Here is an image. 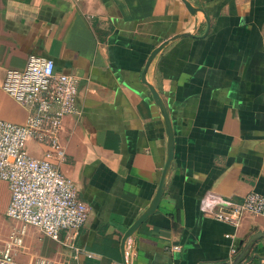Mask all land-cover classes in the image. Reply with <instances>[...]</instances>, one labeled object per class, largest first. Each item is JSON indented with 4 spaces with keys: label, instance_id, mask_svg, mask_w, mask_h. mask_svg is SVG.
<instances>
[{
    "label": "crops",
    "instance_id": "obj_1",
    "mask_svg": "<svg viewBox=\"0 0 264 264\" xmlns=\"http://www.w3.org/2000/svg\"><path fill=\"white\" fill-rule=\"evenodd\" d=\"M188 1L204 12L192 16L181 0H0V119H27L2 85L31 55L75 75L78 112L65 118L59 168L90 207L76 249L29 227L19 264H123L122 239L151 205L168 155L142 72L155 48L184 33L195 37L169 44L146 75L170 115L174 160L157 211L128 241L129 264L224 263L264 233L262 216L234 227L201 210L207 193L264 196V0ZM27 151L43 158L47 147ZM10 201L0 181L1 244L22 227L6 215ZM256 244L264 249V237Z\"/></svg>",
    "mask_w": 264,
    "mask_h": 264
},
{
    "label": "built area",
    "instance_id": "obj_2",
    "mask_svg": "<svg viewBox=\"0 0 264 264\" xmlns=\"http://www.w3.org/2000/svg\"><path fill=\"white\" fill-rule=\"evenodd\" d=\"M2 88L27 108L28 116L24 124L0 119V181L8 184L11 194L6 215L22 226L20 233L0 242V264H19L15 251L23 246L29 227L76 249L75 240L89 219L90 207L80 199L73 180L62 173L59 163L65 118L78 112V78L58 73L52 59L31 55L24 69L7 71ZM29 143L47 147L44 157L30 155ZM201 210L207 217L239 227L248 213L264 217V196L251 193L236 201L207 193ZM173 250L180 251V247ZM232 252L238 253L236 248ZM36 264L51 263L39 260Z\"/></svg>",
    "mask_w": 264,
    "mask_h": 264
},
{
    "label": "water",
    "instance_id": "obj_3",
    "mask_svg": "<svg viewBox=\"0 0 264 264\" xmlns=\"http://www.w3.org/2000/svg\"><path fill=\"white\" fill-rule=\"evenodd\" d=\"M181 1L183 2L186 9L188 10V12L192 16H196L198 12H204V10H202L201 8L194 7L188 0H181ZM197 24H198V21H197ZM196 27H197V25H196ZM187 37L193 38V37H195V35L191 34V33L178 34V35L172 37L171 39L166 40L165 42L160 44L150 54V56H149V58L145 64L144 70L142 72L141 81L143 82V84H145L149 88V90L153 96V99H154L156 105L161 110L162 115H163L164 120H165L167 134H168V155H167V160H166V163H165V166H164V169L162 172V176H161V179L159 182L157 193H156L151 205L148 207V209L143 214H141L138 217V219L134 222V224L132 226H130V228L128 229V231L126 232V234L124 235V237L122 239L123 264H129V259H128L127 254H126V247H127L128 241L134 236V234L142 226V224L151 215H153L157 211V209L159 207V204H160V202L163 198L164 192H165L167 180H168L170 171L172 169V164H173V160H174V130L172 127L170 115H169L168 109H167L163 99L160 96V93L158 92V90L153 85H151L146 80V75H147L149 68H150L151 64L153 63V61L169 44H171L172 42H175L179 39L187 38ZM263 237H264V233H257L255 235H253L248 240V242L245 244V246L243 247L241 252L233 260H230V261H227L224 263H216V264H242L244 262L246 256H247V253L251 250L254 243Z\"/></svg>",
    "mask_w": 264,
    "mask_h": 264
},
{
    "label": "trees",
    "instance_id": "obj_4",
    "mask_svg": "<svg viewBox=\"0 0 264 264\" xmlns=\"http://www.w3.org/2000/svg\"><path fill=\"white\" fill-rule=\"evenodd\" d=\"M236 249L240 250V247ZM263 259H264V249H260L256 244L247 253V256L243 263L260 264V260H263Z\"/></svg>",
    "mask_w": 264,
    "mask_h": 264
},
{
    "label": "rangeland",
    "instance_id": "obj_5",
    "mask_svg": "<svg viewBox=\"0 0 264 264\" xmlns=\"http://www.w3.org/2000/svg\"><path fill=\"white\" fill-rule=\"evenodd\" d=\"M250 264V263H249Z\"/></svg>",
    "mask_w": 264,
    "mask_h": 264
}]
</instances>
